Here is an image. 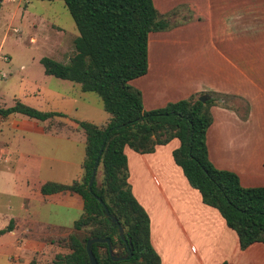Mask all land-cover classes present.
<instances>
[{
  "label": "trees",
  "instance_id": "trees-1",
  "mask_svg": "<svg viewBox=\"0 0 264 264\" xmlns=\"http://www.w3.org/2000/svg\"><path fill=\"white\" fill-rule=\"evenodd\" d=\"M63 1L79 31L76 53L69 63L43 58L45 72L78 83L85 92L96 93L111 119L101 125L74 120L86 136L83 177L70 184L49 181L41 187L44 195L71 192L79 194L84 202V213L74 222V231L60 241L70 252L58 253L54 264H91L87 243L92 238H110L113 246L121 247L123 254L129 255L125 260L114 261L108 244L97 242L92 249L99 264H162L152 245L150 216L129 182L125 148L153 153L157 146L175 138L180 141L173 151L175 162L190 185L201 193L203 202L218 209L237 233L241 249L264 242V186H243L238 173L216 167L209 156L207 133L214 122L212 107L229 96L205 92L201 96H210L206 102L194 95L146 110L141 90L131 83L148 72L150 33L171 29L175 23L171 20L173 14L160 13L154 0ZM14 113L50 121L49 130L54 127L53 122L68 117L18 100L11 107H0L3 118ZM98 158L103 170L102 184L95 180L90 187ZM99 198L124 228L132 243V256L120 236L119 226L107 216ZM13 228L11 220L0 230V236Z\"/></svg>",
  "mask_w": 264,
  "mask_h": 264
},
{
  "label": "crops",
  "instance_id": "crops-1",
  "mask_svg": "<svg viewBox=\"0 0 264 264\" xmlns=\"http://www.w3.org/2000/svg\"><path fill=\"white\" fill-rule=\"evenodd\" d=\"M154 4L160 13L173 14L171 20L175 23L171 29L150 33L148 72L131 82L141 90L145 109L161 108L170 102L208 91L228 95L225 102L229 107L224 106L222 99L212 107L214 122L207 133L210 159L215 166L238 173L243 186H264V137L257 144L248 145V162L243 164L241 171L217 159L222 145L214 138L218 133H226L242 119L248 122V131L264 127V73L260 81L251 79L248 82V94L232 80L238 72L237 65L241 66L239 71L243 76L244 70L264 72V0H154ZM189 48L188 52L196 55L194 60L189 62L180 57L176 62L177 57L184 55ZM206 49L226 61L225 66H215L212 70V84L196 81L206 75L203 59H199ZM84 93L93 92L80 93L88 98ZM230 98L246 102L248 98V109L245 107L244 112V109H235L227 101ZM0 117L4 128H21L82 144L84 162L86 136L74 121L77 119L68 116L70 126L49 130L50 121H40L21 113ZM4 145L0 148V161L7 162L11 159L10 147L8 143ZM179 146L180 141L175 138L166 145L157 146L153 153L143 154L128 146L125 148L129 182L135 197L150 216L151 241L162 264H264V242L242 250L237 233L227 225L218 209L205 204L201 193L190 185L173 157V151ZM31 165L25 166L26 174L33 172V167L28 168ZM81 168L84 173L83 163ZM43 184H35L31 189L38 194V199L62 195L64 197H58V201L84 210L79 194L44 195L41 192ZM23 225L17 220L12 231L0 236V256L7 250L17 249L14 259L18 260L26 258L38 247L24 234ZM49 226L66 229L60 224Z\"/></svg>",
  "mask_w": 264,
  "mask_h": 264
},
{
  "label": "rangeland",
  "instance_id": "rangeland-1",
  "mask_svg": "<svg viewBox=\"0 0 264 264\" xmlns=\"http://www.w3.org/2000/svg\"><path fill=\"white\" fill-rule=\"evenodd\" d=\"M78 36L76 23L63 0L0 1V107H11L18 100L44 112H62L77 120L107 124L111 116L96 93H84L88 97L84 98L80 94L83 90L79 84L46 74L42 63L45 57L69 63L76 53L75 40ZM190 50L177 57L176 62L180 57L192 62L196 55L189 53ZM209 50L206 49L204 55L199 57L203 59L206 75L201 76L199 82L196 78L197 83L212 84V70L215 66L223 67L226 64L222 57ZM237 67L238 72L232 80L248 94V82L251 79L260 81L264 72L244 70L246 76H243L239 71L241 66ZM183 78L187 80L186 76ZM195 97L202 96L195 94ZM227 101L235 109L243 110L248 106V98L247 102L239 98ZM1 121L0 117V129L3 130L0 131V148L8 143L11 159L0 161V230L11 220H14L15 226L18 220L24 224V234L38 247L30 251L26 258L18 260L14 259L17 249L7 250L0 256V264H30L33 261L35 264H54L58 253L70 252L60 241L74 231L73 224L84 210L58 201V197H64L62 195L38 199V194L31 189L35 184L47 181L70 184L80 179L84 146L64 137L16 127L4 128ZM52 125L57 129L70 126V122L60 118ZM257 129L248 131V122L242 119L223 135L216 134L215 140L218 139L222 145L217 159L241 171L243 164L248 162V145L257 144L264 137V127ZM212 148L215 151V147ZM29 164L32 165L28 168H34L32 174L24 172ZM102 179L100 166L96 178L100 186ZM52 224H60L66 229L49 226ZM11 238L14 239L13 236Z\"/></svg>",
  "mask_w": 264,
  "mask_h": 264
},
{
  "label": "water",
  "instance_id": "water-1",
  "mask_svg": "<svg viewBox=\"0 0 264 264\" xmlns=\"http://www.w3.org/2000/svg\"><path fill=\"white\" fill-rule=\"evenodd\" d=\"M210 96L208 95H202V97H200V100L202 102H206L207 99L209 98ZM103 149V148H102ZM101 153H102V150H101ZM99 162H100V158L97 159V162H96V165H95V168L93 170V176H92V179L90 180L89 182V186L92 187L94 181L96 180L97 178V173H98V170H99ZM99 201L104 205V208L106 210V214L109 218L112 219V222L119 226V232H120V236L122 237V239L124 240L125 244H126V248L127 250L130 252V255L132 256V243L131 241H129L127 239V237L125 236V230L124 228L118 223V219L113 216L108 207L106 206V204L103 202L102 199L99 198ZM97 242H102V243H107L108 244V247H109V252H110V255H111V258L114 260V261H121V260H125L128 258L129 255H124V250L119 247V246H113L112 245V242H111V239L110 238H92L88 241L87 243V251H88V254H89V258H90V262L91 264H99L98 263V260L93 252V249H92V246L93 244L97 243Z\"/></svg>",
  "mask_w": 264,
  "mask_h": 264
}]
</instances>
